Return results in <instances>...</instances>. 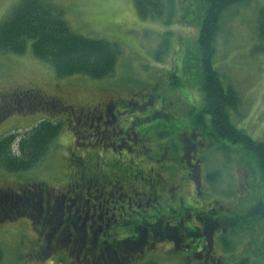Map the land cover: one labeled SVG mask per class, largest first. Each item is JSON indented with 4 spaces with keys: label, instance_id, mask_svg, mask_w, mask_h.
Here are the masks:
<instances>
[{
    "label": "flooded vegetation",
    "instance_id": "1",
    "mask_svg": "<svg viewBox=\"0 0 264 264\" xmlns=\"http://www.w3.org/2000/svg\"><path fill=\"white\" fill-rule=\"evenodd\" d=\"M175 85L167 95L105 88L103 97L74 106L52 97L72 138L62 182L38 192L0 189V223L28 219L39 246L48 241L51 256L59 254L63 264H161L167 257L235 264L228 243L243 230L237 224L251 222L248 212L264 203L262 186L239 150L220 149L211 117L202 114V91L201 100ZM30 90L36 93L22 94ZM52 98L37 88L12 89L0 95V120L16 110L17 100L28 111ZM232 112H226L231 123ZM219 154L243 172L242 193H213L221 173L208 161Z\"/></svg>",
    "mask_w": 264,
    "mask_h": 264
},
{
    "label": "rangeland",
    "instance_id": "2",
    "mask_svg": "<svg viewBox=\"0 0 264 264\" xmlns=\"http://www.w3.org/2000/svg\"><path fill=\"white\" fill-rule=\"evenodd\" d=\"M21 1L2 0L0 22L6 20ZM44 1L63 11L64 20L76 35L116 43L121 54L117 59L115 72L102 80H92L85 75L58 79L52 67L32 56L28 43L23 55H0V95L7 94L12 89L37 88L50 98L60 96L66 105L74 106L103 97L101 91L105 88L125 92L129 90L133 93L141 89L148 95L152 92L167 95L169 84L174 83L180 92L202 98L201 69L196 61L198 32L202 20L199 18L203 7L201 0H171L174 4L172 10H169L167 4L164 14L170 19L167 25L157 18L141 19L133 0ZM262 8L264 0H246L231 6L223 14L220 31L214 42L212 66L220 74L223 83L236 94L237 105L231 113L235 128L244 131L252 140L264 143V53L254 51L259 45L257 17ZM174 72L175 78L171 76ZM22 105L23 101L19 103L17 100L16 110L0 120V137L15 132L22 134L43 118L50 120L54 113L51 110L45 112L35 105L27 111L21 109ZM63 117L60 113L52 119L58 121ZM71 141L65 125L62 126L41 164L23 173L9 174L0 171V189L21 186L38 192L40 187L56 188L63 179V156L65 147ZM222 143L229 146L230 151L239 150L238 145ZM226 159L219 154L216 159L208 161L209 168H218L221 173L219 187L212 191L215 195H220L229 188L231 191L228 194L238 195L246 185L244 175L237 169L235 162ZM255 182L256 186H260L259 180L256 179ZM253 190L251 184L247 191L250 198L255 195ZM240 224L237 225L242 228L244 224ZM253 227L252 224L243 226L238 239L228 243L229 256L235 264H264V257L261 259L251 253L247 255L252 246L256 250L261 249V234L264 237V232L252 230ZM36 234L25 218L0 223V249L3 255L1 264H63V258L59 254L51 256L52 251L47 249L48 241L43 240L39 246ZM181 262L168 257L166 261H160L161 264H183Z\"/></svg>",
    "mask_w": 264,
    "mask_h": 264
},
{
    "label": "trees",
    "instance_id": "3",
    "mask_svg": "<svg viewBox=\"0 0 264 264\" xmlns=\"http://www.w3.org/2000/svg\"><path fill=\"white\" fill-rule=\"evenodd\" d=\"M243 2L246 0H201L203 7L199 18L202 20L198 32L196 61L201 69L200 88L204 99L202 114L206 113L211 117L212 128L218 132L220 149L228 151L222 143L224 141L238 145L240 152H236L258 175L264 193V143L252 140L244 131L235 128L228 119L227 109L235 110L237 97L231 87L226 86L224 89L220 74L212 66L214 42L220 31L221 18L231 6ZM167 4L169 10H172L174 4L171 0H133L137 15L141 19L157 18L165 25L170 23V19L164 15ZM257 21L259 45L254 51L264 53V8L259 10ZM28 43L32 56L52 67L58 79L73 75H85L92 80L111 77L121 54V49L116 43L91 40L73 33L63 18V11L44 0H22L6 20L0 22V55H23ZM35 93V90L26 93L22 91L23 95L33 96ZM56 102L52 98L42 102V105L39 104L37 108L45 112L51 110L54 112L51 116L53 118L62 112ZM52 118L51 121L43 118L32 129L23 131L22 134L15 132L0 137V171L9 174L23 173L44 161L49 146L63 126L62 119L55 121ZM215 179V174L209 176L210 182H215ZM248 214L247 218L251 222L244 220V226L247 223L258 224L259 229L253 227L252 230L264 232V203L258 202ZM262 239L261 249L256 250L252 246L247 255L251 253L261 259L264 257L263 234ZM2 257L0 249V264Z\"/></svg>",
    "mask_w": 264,
    "mask_h": 264
},
{
    "label": "bare ground",
    "instance_id": "4",
    "mask_svg": "<svg viewBox=\"0 0 264 264\" xmlns=\"http://www.w3.org/2000/svg\"><path fill=\"white\" fill-rule=\"evenodd\" d=\"M247 157V156H246Z\"/></svg>",
    "mask_w": 264,
    "mask_h": 264
}]
</instances>
